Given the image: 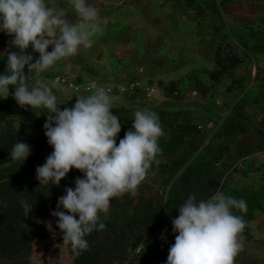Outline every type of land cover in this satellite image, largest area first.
Listing matches in <instances>:
<instances>
[{
	"label": "trees",
	"instance_id": "16d2710c",
	"mask_svg": "<svg viewBox=\"0 0 264 264\" xmlns=\"http://www.w3.org/2000/svg\"><path fill=\"white\" fill-rule=\"evenodd\" d=\"M261 2L264 0H186L197 17L204 19L211 15L220 20V24L212 26L220 42L214 52L213 68L208 70L210 83H204L194 71L179 81L159 80L158 84L152 79L143 83L138 75L112 82L138 80L145 86L156 84L160 88L165 97L163 106L153 107L151 111L158 114L165 133L159 140L162 151L158 155L159 163H153L136 194L125 193L113 198L108 213L100 214L106 228L86 236L89 247L79 255L63 243V233L55 223L59 218L51 213L59 197L66 194V188H75L76 178H82L84 173L73 168L60 185L40 186L36 168L53 151L47 149L49 143L44 129L47 114H42L44 109L21 107L11 94L0 97V264H30L34 245L54 235H58L60 244L67 246L72 264H165L178 234L173 232L169 218L179 215L178 207L190 194L195 193L198 200H207L217 189L226 196L246 201L245 212L233 211L245 221L241 236L254 237L250 222L257 212L264 213V70L256 59L264 53V22L255 24L248 16L233 15L232 7ZM226 17H231L233 26L227 24ZM12 38L0 32V46L9 48ZM27 51L33 55V62L39 58L40 54L31 46ZM69 59L84 61L81 55ZM6 64V58L0 56V72L5 71ZM254 68L256 75H252ZM86 70L97 75L90 65ZM25 73H28L27 66ZM58 75L68 76L53 70L43 77L54 81ZM30 79L36 80L35 75H30L28 84ZM72 79L78 83L87 81L80 75ZM56 84L66 88V84ZM221 84H224L222 92L236 91L238 99L222 104L208 100L207 96ZM14 91L15 86H10V92ZM70 94L72 107L78 98L71 91ZM193 94L200 98L199 105L202 113L205 112L203 122L194 119L192 109L185 106L184 102L191 100ZM110 95L116 102L112 111L122 125L116 138L118 145L132 127L136 109L124 102L146 100L150 95L144 89L122 93L114 90ZM57 102L61 109L65 108L64 99ZM19 139L32 148L24 162L10 157V149ZM256 153L263 156L259 163L253 156ZM254 176L259 179L256 184L249 181ZM22 202L33 205L27 216ZM48 221H52L55 233L48 229ZM234 264L255 262L240 263L235 258Z\"/></svg>",
	"mask_w": 264,
	"mask_h": 264
},
{
	"label": "clouds",
	"instance_id": "9594fccd",
	"mask_svg": "<svg viewBox=\"0 0 264 264\" xmlns=\"http://www.w3.org/2000/svg\"><path fill=\"white\" fill-rule=\"evenodd\" d=\"M68 3L77 17L75 23L66 18L68 11L59 0H0V32L13 37L8 50L0 53L7 62L0 72V97L11 94L21 107L44 109L42 114H47L44 129L53 151L36 168L40 186L60 185L73 168L84 173L76 178L75 188H66L51 213L59 218L55 223L63 233V243L79 255L89 247L86 236L106 228L100 214L108 213L113 198L135 195L153 163H159V140L165 133L155 111L138 109L132 127L117 145L122 125L104 86H94L89 95L77 96L72 107L61 109L53 92L57 84L44 80L43 73L76 55L81 47H92V38L102 31L99 11L89 0ZM30 46L40 54L35 62L27 51ZM32 74L36 80L29 87ZM10 86H15L14 92ZM31 151L19 139L10 157L24 162ZM22 207L27 216L33 205L22 202ZM178 208L179 215L172 220L173 232L178 234L165 264H234L244 247L245 221L233 209L245 212L246 201L217 189L207 200H198L192 193ZM47 227L55 233L52 221Z\"/></svg>",
	"mask_w": 264,
	"mask_h": 264
},
{
	"label": "rangeland",
	"instance_id": "374dc122",
	"mask_svg": "<svg viewBox=\"0 0 264 264\" xmlns=\"http://www.w3.org/2000/svg\"><path fill=\"white\" fill-rule=\"evenodd\" d=\"M59 2L68 11L66 18L77 22L68 0ZM89 3L99 11L102 31L92 38V47H81L74 55L83 56L84 61L62 59L43 75L57 70L71 78L80 75L104 84L138 75L143 83L152 79L153 83L158 84L159 80L179 81L194 71L204 83H210L208 70L213 68L214 52L220 42V36L213 33L212 26L220 24L219 18L211 15L204 19L197 17L196 11L186 5V0H89ZM232 10L233 15L248 16L255 24L264 22V2L257 5L236 4ZM230 18L226 17L225 21L233 26ZM7 50L8 47L3 49L0 46L2 53ZM256 59L264 70V53L258 54ZM88 65L95 68L96 76L86 70ZM252 75H256V68ZM34 83L35 80L30 79L29 87ZM156 84V92L146 100L126 101L124 104L135 107L134 113L138 109L153 110V107L163 106L165 97ZM223 86L219 85L207 99L220 104L238 99V92H222ZM53 92L59 100L64 99L65 108H70L72 96L68 89L57 85ZM199 100V96L193 94L191 100L184 103L192 109L194 119L203 122L205 112L202 113ZM115 104L112 101V105ZM209 126H212L211 122ZM47 149L53 150V147L48 145ZM253 156L258 163L263 158L261 153ZM249 181L256 184L259 179L254 176ZM250 228L254 237H242L244 247L236 256L237 261L244 263L250 260L255 264H264V213L257 212L250 222ZM30 264H72V258L67 246L60 244L58 235H54L34 245Z\"/></svg>",
	"mask_w": 264,
	"mask_h": 264
},
{
	"label": "built area",
	"instance_id": "2783aa9c",
	"mask_svg": "<svg viewBox=\"0 0 264 264\" xmlns=\"http://www.w3.org/2000/svg\"><path fill=\"white\" fill-rule=\"evenodd\" d=\"M54 81L59 84H66V88L70 90L72 93L76 94L77 96H80V94L82 93H90L93 90L94 86H104L110 93H112L114 90L122 93L127 90L144 89L151 96L156 92L155 85L145 86L141 84V82L138 80L131 81L129 83L110 82L108 84H104V83H100L96 79H92V80H87V81L78 83L69 76L58 75L54 78ZM173 218H175V216H171L169 218L171 224H172ZM139 250H140V247L137 248V251Z\"/></svg>",
	"mask_w": 264,
	"mask_h": 264
}]
</instances>
